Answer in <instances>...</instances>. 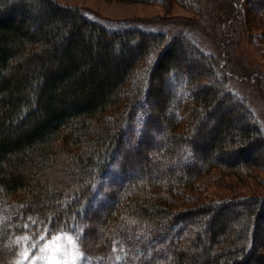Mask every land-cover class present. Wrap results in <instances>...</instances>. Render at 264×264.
Masks as SVG:
<instances>
[{
  "label": "trees",
  "instance_id": "1",
  "mask_svg": "<svg viewBox=\"0 0 264 264\" xmlns=\"http://www.w3.org/2000/svg\"><path fill=\"white\" fill-rule=\"evenodd\" d=\"M111 21L57 0H0V205L19 207L0 223V264H11L4 244L18 235H86L114 167L124 186L107 191L103 233L80 241L99 253L92 264H264V196L214 202L194 191L213 169L264 170V129L231 73L220 76L224 64L200 48L185 56L193 40L183 32ZM170 81L179 92L167 93ZM152 125L165 135L156 145ZM131 129L136 149L125 146ZM183 150L188 162L174 168ZM58 157L67 171L53 184Z\"/></svg>",
  "mask_w": 264,
  "mask_h": 264
},
{
  "label": "rangeland",
  "instance_id": "2",
  "mask_svg": "<svg viewBox=\"0 0 264 264\" xmlns=\"http://www.w3.org/2000/svg\"><path fill=\"white\" fill-rule=\"evenodd\" d=\"M57 1L64 6L79 7L90 17L100 16L113 22L135 19L147 22V25L151 26L149 28L153 30L163 29L175 32V34L180 32L187 34L195 45L193 42L186 45L185 56H194V49L200 48L224 64L223 68L216 67L221 70V72L218 71L219 75L227 76L225 70L231 73L230 88L244 97L259 128L264 129V0H250L248 3H245V0H154L153 4L114 0ZM204 62L203 58L200 60L197 58L193 63L196 66L195 70L199 71ZM180 87V82L170 81L166 86V91L167 93L179 92ZM151 127L146 134L153 145L159 144L165 136L163 130L153 125ZM129 131L124 137L125 146L136 149L139 136L133 133L134 129ZM181 156L180 160L174 163V168L181 167L188 162L189 157L186 150H183ZM61 158L63 159V157L57 158L58 163L55 164V169L48 172L49 180L53 184L64 176V171H67ZM69 169L72 170V168ZM137 170L138 168H135L134 174L133 172L128 173L127 179L137 177ZM118 175V170L114 167L107 176L99 180L98 190L93 200V207L97 210L95 214L92 213L90 219L93 227L91 230H85L86 235L81 234L80 231L74 235L59 234L40 244L37 243L38 240L34 241L22 234L10 238L4 244V248L12 255L11 264H33V262L34 264H46L49 260H56L57 264L97 262L99 253L86 247L83 248L81 245L85 241L87 246L86 241L95 242L101 237L103 233L101 224L104 222L107 208L115 202V199L108 198L110 195L107 191L117 193L122 185L124 186ZM194 191L197 197L214 202L264 196V170H256L252 176L243 174L235 177V175H225L220 170L213 169L198 181ZM72 200L73 198L63 203V207L70 204ZM43 205L47 206L48 202ZM18 208L15 205H0V223L7 221L12 215L11 210ZM130 228L129 224L128 229ZM123 230L114 232V234H123L127 228ZM172 232L175 233L174 230ZM170 238L171 235L164 236L159 245H152L153 248L157 252L163 250L166 252L167 249H162V247L168 245L167 241ZM29 253L31 255H28ZM4 257L0 254V260L5 259ZM144 258L147 257L144 256Z\"/></svg>",
  "mask_w": 264,
  "mask_h": 264
},
{
  "label": "snow or ice",
  "instance_id": "3",
  "mask_svg": "<svg viewBox=\"0 0 264 264\" xmlns=\"http://www.w3.org/2000/svg\"><path fill=\"white\" fill-rule=\"evenodd\" d=\"M42 251H43V249H42ZM28 255H31V254L29 253ZM26 259H27V257H26ZM33 264H34V262H33ZM46 264H57V261L56 260H49L46 262Z\"/></svg>",
  "mask_w": 264,
  "mask_h": 264
}]
</instances>
